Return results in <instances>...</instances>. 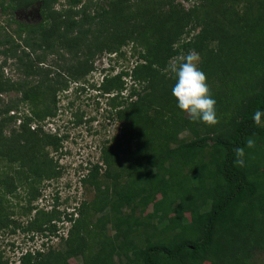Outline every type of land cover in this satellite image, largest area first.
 Returning a JSON list of instances; mask_svg holds the SVG:
<instances>
[{
    "label": "trees",
    "instance_id": "trees-1",
    "mask_svg": "<svg viewBox=\"0 0 264 264\" xmlns=\"http://www.w3.org/2000/svg\"><path fill=\"white\" fill-rule=\"evenodd\" d=\"M34 1L8 2L2 9L15 10ZM55 1L40 0L42 18L37 23L10 17L8 26H15L0 27L4 57L0 92L21 91L36 118L54 115L45 102L52 81L49 69L45 73L35 64L39 51L74 48L75 61L61 66L64 72L58 70L71 79L91 71L97 52L114 53L129 39L142 40L143 61L130 73L141 88L132 87L130 100L119 111L125 125L102 147V175L95 163L81 179L96 189L97 198L81 201L78 216L73 217V212L67 215L72 223L64 250L53 254L52 264H71L68 258L78 255L83 258L76 264H246L252 254L264 248V127L252 120L254 111L264 110V0L258 1L255 12L239 17L230 9L228 12L225 0H211L223 4L218 21L198 15L195 4L185 8L175 0H88L73 14L57 11L55 17L56 11L50 7ZM80 2L67 0L70 8ZM132 5L137 7L131 10ZM197 28L193 37H183ZM190 50L201 55L199 67L217 102L219 123L214 126L193 122L179 109L171 92L176 77L167 66ZM10 57L16 58L23 74L14 87L2 74ZM122 74L126 73H105L97 87L106 93L119 89ZM36 75H42L41 79H28ZM63 78L59 81L66 86ZM55 93L53 89L49 102H54ZM12 106L0 107V155L33 175H55L46 172L49 159L42 149L54 143L52 139L59 140L57 134L45 132L39 124L31 129L33 121L28 117L12 137L4 135L13 117L8 114ZM182 131H187L188 137H180ZM248 138L256 141L255 148L247 147ZM238 147L245 151L243 167L235 162ZM121 160H126L124 175L115 170ZM157 193L160 197L156 199ZM148 204L151 212L133 216L136 207L144 211ZM125 208L128 213L123 212ZM90 211L101 215L91 220ZM53 217L51 211L40 210L28 229L43 230ZM107 224L114 232L103 238ZM94 226L102 232L95 233ZM137 230L143 232L140 241L133 237ZM92 235L102 236L95 252L88 246ZM40 255L39 262L32 261ZM49 257L51 251H26L20 261L45 264ZM0 264L10 263L0 255Z\"/></svg>",
    "mask_w": 264,
    "mask_h": 264
},
{
    "label": "rangeland",
    "instance_id": "rangeland-1",
    "mask_svg": "<svg viewBox=\"0 0 264 264\" xmlns=\"http://www.w3.org/2000/svg\"><path fill=\"white\" fill-rule=\"evenodd\" d=\"M25 1L27 0H0V27L8 26L7 21L10 17L32 24L41 20L40 0H35L33 3L15 10L10 7L2 9V6H6L8 2L15 4ZM86 1L88 0H81L79 4L70 8L67 0H56L50 4V7L53 9L51 11H56L53 14L57 17V11L73 14L81 9L82 3ZM92 1L103 3L105 0ZM175 1L180 2L185 8L197 5V14L206 16L207 19H217L218 21L222 17V12L219 11L220 8H223L222 2L212 1V3L211 0ZM258 1L260 0H225V8L228 12L230 9L232 14L239 17L255 12ZM135 2L136 0H131L130 3ZM136 7V5H132L131 10ZM44 11L46 12V9ZM51 11L47 12L48 15L51 14ZM90 11L92 12L91 9ZM14 26L15 24H11L8 27ZM93 27H97L96 24ZM197 30L198 28L191 29L189 34H185L183 37L191 38ZM119 47L116 50L117 53L114 52L115 54L107 50L97 52L92 59L93 68L91 71L78 79L65 77L58 72V70L64 72L65 70L60 67L70 60L75 61L72 54L74 48L69 51L60 47L52 51H39V61H35V64L45 73L49 69L48 77L52 81L50 90H46L47 99L45 102L47 101L52 107L53 116L36 118L32 113L29 101L22 99L21 91L10 89L8 92H0V107L6 104L13 105L8 113L13 117L4 130V135L12 137L15 130L20 128V123L28 121V117H30L35 124L42 125L45 132L57 134L56 136L59 138L57 141L52 139L54 143L49 145L44 142L46 148L42 149L44 153H47L49 159L45 165L46 172H56L51 177L28 173L26 168H18V162H10L9 157L0 155V255L2 260L7 259L10 264H21L23 253L39 250L42 254L51 251L50 261L45 264L54 263L53 254L63 252L64 240L72 223L67 215L73 212V217L78 216L79 213L76 210H78L81 201L88 202L97 198V196L95 197L96 189L90 185H84L81 179L95 163L100 165L99 176L102 175L105 168L100 159L102 147L110 142L113 135L120 133L121 128L125 125L119 111L124 107L130 90L132 87L137 90L141 88L139 81H133L130 73L134 65L143 61L140 57L143 50L142 40L129 39ZM3 58L0 53V62ZM16 63V58L10 57L2 68L3 76L9 77L11 84H14L12 87L15 86L16 81L23 78ZM120 72L126 74L121 76L123 85L119 89L114 88L106 93L101 87H97L99 83H102L105 73L112 76ZM41 77L42 75L29 76L28 79L37 81ZM55 77L58 82H55ZM60 78L66 80V86L60 83ZM53 89L56 92L54 102L51 100L49 102ZM36 108L41 109V105ZM18 121L20 122L18 123ZM188 135L187 131H182L179 134L180 137H188ZM125 163L126 160H121L119 164L115 165V170H120L124 175L126 172ZM33 194L35 196L31 198ZM159 197L160 194L157 193L156 199ZM40 210L51 211L54 214L53 220L45 223L43 230L28 229L31 219ZM151 210V204H148L144 211L136 207L133 216H143ZM123 212L128 213L129 209L125 208ZM99 215L101 213L90 211L88 218L95 220ZM188 218L187 214L186 219ZM52 225H55L54 231H51ZM93 230L95 233L102 232L95 226ZM113 232L110 224H107L103 238L110 237ZM99 236L92 235L88 241L89 249L94 252L98 247ZM133 237L140 241L143 238V232L137 230ZM82 258L81 255L71 256L68 261L71 264L81 263ZM113 258L115 263L119 261L116 254ZM40 259L41 255L32 261L39 262ZM122 260H125L124 257ZM203 264H209V262L206 261ZM246 264H264V248L252 254Z\"/></svg>",
    "mask_w": 264,
    "mask_h": 264
},
{
    "label": "clouds",
    "instance_id": "clouds-1",
    "mask_svg": "<svg viewBox=\"0 0 264 264\" xmlns=\"http://www.w3.org/2000/svg\"><path fill=\"white\" fill-rule=\"evenodd\" d=\"M200 62L199 53L190 50L186 55L171 60L166 70L176 77L171 92L178 102L179 109L187 113L193 122L214 126L219 123L216 112L217 102L213 98L206 74L199 67ZM252 120L256 126L264 127V110L254 111ZM246 145L250 149L255 148L256 141L248 138ZM234 151L237 157L235 162L243 167L244 148L238 147Z\"/></svg>",
    "mask_w": 264,
    "mask_h": 264
},
{
    "label": "built area",
    "instance_id": "built-area-1",
    "mask_svg": "<svg viewBox=\"0 0 264 264\" xmlns=\"http://www.w3.org/2000/svg\"><path fill=\"white\" fill-rule=\"evenodd\" d=\"M114 54H115V53H114ZM111 55H112V54H111ZM19 122H20V121H18V123H19ZM29 126H30L31 129H33V128L36 126V124H35L34 122H32V123H30Z\"/></svg>",
    "mask_w": 264,
    "mask_h": 264
}]
</instances>
